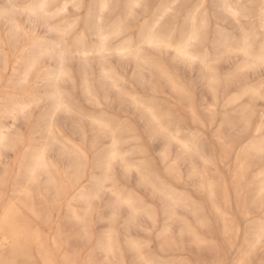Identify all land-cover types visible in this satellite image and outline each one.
<instances>
[{
  "label": "clouds",
  "instance_id": "1",
  "mask_svg": "<svg viewBox=\"0 0 264 264\" xmlns=\"http://www.w3.org/2000/svg\"><path fill=\"white\" fill-rule=\"evenodd\" d=\"M194 2L198 13L195 18L190 12L193 0H172L169 8L173 20L181 10L189 14L183 25L161 20L157 35L168 40L169 33H174L181 40L185 36L189 40L195 31L198 39L192 50L197 59L188 71L195 72L199 65L215 67L218 94L235 92L240 97V102L228 110V132L221 141L220 153L221 159L235 156L231 173L235 206L227 186L213 172L218 160L214 152L207 154L205 138L180 131L189 126V105L208 103L207 94L195 96L197 89L206 93L208 88L211 74L204 67L195 79L186 82L191 96L145 93L136 107L117 97L101 77L96 86L102 101L91 109L73 103L74 83L69 79L57 81L54 69L38 70L30 82L14 68L8 86L0 69V264H264V98L252 95L253 89L264 85V0ZM230 22L231 28H226ZM83 23V33L73 34L70 42L41 41L11 55L17 65L44 64L57 52L67 57L91 34L89 21L85 18ZM102 28V24L92 26L93 30ZM152 29L145 24L140 40L131 44L148 61L140 65L143 72L155 77L156 65L166 63L171 53L166 57L163 47L159 53L143 48V35ZM12 38L19 43V38ZM4 48L0 39V64L6 65L9 53ZM61 104L70 106L66 113ZM24 105L33 111H21ZM50 114L55 115L57 124L63 119L64 127L78 142L72 160L58 150L48 133ZM69 124L71 128H67ZM21 126L27 131L21 132ZM173 136H179V140H173ZM184 144H195L196 148L187 151ZM40 147L48 149L61 169L69 164L72 168L66 183L57 171L42 173L50 203L37 226L23 215L26 201L20 198H31L39 190L40 185L29 179V174ZM162 150L168 153L172 167L186 171V184H203L205 188L212 184L216 192L211 202L206 195L201 200L194 225L198 240H193L176 219L179 197H161L166 213L164 239L169 242L167 258L155 249L159 230L141 234L146 201L136 195L142 192L146 196L152 191L156 196L153 185ZM113 151L118 156L111 160L109 169L106 165ZM8 152L16 155L19 170L15 180L10 177L13 162L6 161ZM202 157H206L203 166ZM25 179L29 180L27 184ZM114 193L134 201L135 210L120 203ZM65 206L69 213L53 219L55 210ZM134 241L140 246H133Z\"/></svg>",
  "mask_w": 264,
  "mask_h": 264
},
{
  "label": "rangeland",
  "instance_id": "2",
  "mask_svg": "<svg viewBox=\"0 0 264 264\" xmlns=\"http://www.w3.org/2000/svg\"><path fill=\"white\" fill-rule=\"evenodd\" d=\"M37 1L41 0H16V11L12 14H8L5 13L7 6L5 0H0V13H3V15H0V39H3L4 41L5 52L9 53L6 65L0 64V69H3L5 86H8L7 81L8 78L13 75L14 68L21 77V73L26 67L24 64H16V60L11 55L12 52L21 51L28 44H39L41 41H45L49 44L61 40L70 42L73 38V34L77 32L83 33V19L86 18L89 21L91 34L80 44L79 47H74L72 49L71 55L67 57L63 55V67L67 75L60 79H69L74 83L75 94L73 103L76 104L77 107L91 109L97 106V103L94 102L95 100L99 103L102 101V97L98 94L96 86V82L101 77H103V79L109 84L111 90L116 93L117 97L124 98L133 107H136V105L128 100L130 97L142 99L145 93L151 95H159L162 93L166 97L179 94L177 90L170 85L167 78L159 74V72L155 77L149 73L143 72L140 65L146 64L148 61L140 55L141 50L134 47L131 44V41L140 40L145 24L154 26L156 25L157 20H160L161 16L164 17V21H168L172 25H175L176 23L183 25L184 17L189 14L188 10H181L179 17L176 20H173L172 11H168L169 6L172 4V0H107L109 7L103 11V13L100 9V0H75V3H77L79 7H73L74 0H65V5H67V7L61 5L58 6L60 0H57L56 3L49 4V7L46 9L48 16L45 17L42 15V18L41 15L37 14L36 16V13H31L26 10L27 6L34 5ZM136 2H139L142 6L132 12L130 6ZM196 7L197 5L193 0V5L190 9L193 18L198 16ZM15 23L18 24V29L14 26ZM96 24H102L103 28L93 30L92 26ZM225 27L230 29L231 22L226 24ZM159 28L160 25L157 27V31ZM66 29L67 32L65 33ZM118 29L119 31L117 33ZM190 29L191 24H189L187 31ZM15 33H18V36H16ZM62 33L65 34L61 35ZM100 33H103L107 39L102 41ZM147 34L148 33H145L143 35V40L141 41L143 48L159 53L161 48H153L146 45L144 42V38ZM12 37L19 38V43H17L16 39H13ZM178 39L179 37L174 33H169V42L176 43ZM102 44L109 48V51H106L103 54L102 59H100L95 50ZM120 47L135 50L132 51L135 54L134 57H140L143 58V60L139 59L138 64H136L133 59L126 58L127 56H119L116 50ZM83 50H86L87 52L85 58L81 54ZM163 52L166 57H168V53H171V56L168 57L166 63H161L156 65V67H163L166 70V74L172 77L178 86L183 87L188 93V96H191L192 93L188 91L186 82L195 79L200 68L203 66H197L195 72L190 73L188 68H191L195 62L179 60L173 56L172 50L169 49L163 48ZM169 65H172V67H169ZM224 67L226 69L227 65ZM48 69H54V74L57 76L59 59L56 55L54 59H48L44 64L36 62L28 81L31 82L35 80L34 74L38 70L45 71ZM212 69L215 75L217 70L215 67H212ZM105 73H108L116 80L117 87L110 84ZM84 79L87 80L91 91L90 93H87L85 90ZM202 94L208 95V103L206 105L192 104L194 119L188 108L187 117L189 126L180 131L181 134H198L205 138L207 154H212L214 152L218 160V163L213 168V172L218 179L226 184L227 191L232 198L234 207L235 192L231 188V173L235 166V156H225L221 159L220 153L221 141L228 132L226 118L228 117V110H231L240 102V100L236 103H226L229 98L237 93L233 92L228 96H224L223 93L218 94L217 92L218 99L216 100L214 110L211 111L209 110V105L213 102V96L209 86L206 93L202 88L195 91V96L197 98ZM68 107L70 106L66 105L65 113ZM26 110L29 112L33 111L28 107ZM48 121V125L51 123V132L54 137L53 139L58 146V150H61L63 154L68 156L69 160H72L75 155V146L78 143L77 140L66 130L63 125V119L60 124H57L55 115L50 114L48 116ZM67 128H71V124L67 125ZM130 130L134 131L131 126ZM20 131L26 132L27 130L25 127L21 126ZM82 134L83 132L81 130V135ZM195 148L196 145L194 146V149ZM45 149L46 151L44 152L46 153H44V160L46 164L48 163V168L57 171L62 181L66 183L67 181L65 177L67 176L69 169L72 168V165L69 164L68 168L61 169L56 164L53 157L49 155L48 149ZM205 158L206 157L201 158L202 166ZM15 160L16 155L14 152H8L6 154V161L13 162L10 166V177L12 180H15V173L19 170ZM170 165L171 164L168 162V153L162 150L160 152V168L155 176L154 183L162 188H169L174 196L179 197L177 199L178 204H176V208L178 209L175 213L176 219L185 226V229H188L186 231L192 236L193 240H198L199 235L195 232L194 225L201 210V200L203 196L206 195L209 202H211L213 196L215 197L216 192L211 197L208 193V186L205 188L203 184H186V171L176 168L177 170H174V173H172L170 172L172 171ZM38 171L39 172H37L36 175V183L39 184L40 187L36 194L31 196L32 199L30 203L34 205L38 210V213L44 216L46 215L50 203L49 191L47 185H45L46 183L42 180L43 169L40 168ZM25 181L26 180H24V183L27 184ZM136 195L142 201H146L145 210L148 213L144 216L145 226L141 228V234H150L152 230H159L158 236L155 238V249L159 252L162 258H167L170 254L169 242L160 235L162 234L166 220V213L161 202V197L166 199L167 197L161 192H156V196L154 197L152 191H149L146 196L142 192H137ZM215 210L216 209L213 208V211ZM68 213L69 209L66 206L57 208L53 213V219L63 218V216ZM171 243L174 244V242Z\"/></svg>",
  "mask_w": 264,
  "mask_h": 264
},
{
  "label": "bare ground",
  "instance_id": "3",
  "mask_svg": "<svg viewBox=\"0 0 264 264\" xmlns=\"http://www.w3.org/2000/svg\"><path fill=\"white\" fill-rule=\"evenodd\" d=\"M136 1V0H135ZM5 2H6V9H5V13H8V14H12V13H14V11H16L15 9L17 8V2H16V0H5ZM44 2V0H41V1H37V3L36 4H34V5H29V6H27V11L28 12H31V13H36V16H37V14H39V15H41V17H42V14H40L39 13V9H38V5L40 4V3H43ZM57 2V0H47V3H48V5L49 4H52V3H56ZM104 3H107V0H100V6L102 5V4H104ZM65 4H66V2H65V0H60L59 2H58V6L59 5H61V6H65ZM100 9H101V7H100ZM40 17V18H41ZM43 18V17H42ZM14 26L18 29V24H14ZM47 27V26H46ZM49 28V27H48ZM116 32V31H115ZM188 32H189V35L191 34V32H190V30H188ZM110 33V32H109ZM97 34V33H96ZM15 35L16 36H18V33H15ZM100 36H101V40L102 41H104L105 39H104V34L103 33H100ZM146 37V36H145ZM168 41V40H167ZM107 42V41H106ZM144 42H145V38H144ZM169 42V41H168ZM188 42V36H185L184 37V39L183 40H181L180 38L178 39V41L176 42V43H172V42H169V47H163V48H165V49H169V50H172V52H173V56L175 57V58H177V59H179V60H184L183 58H181V57H179L178 56V54H177V51H176V49L179 47V46H181V45H183V44H185V43H187ZM146 43V45H148V46H151V47H153V48H161V47H157V46H155V45H150V44H148L147 42H145ZM96 53H97V56H98V58H100V59H102V57H103V54L106 52V51H109V48H107L104 44H102L100 47H98L96 50ZM117 51V53L119 54V56H127L126 58H131V59H133V61L136 63V64H138V62H139V59H142L143 60V58H140V57H137L136 58V56L134 57V53L133 52H129L128 51V49H126V47H120V48H118V50H116ZM85 53H87L86 52V50H83L82 52H81V54H82V56L85 58ZM189 53L191 54V55H194L193 54V50H192V48H190L189 49ZM60 52H57L56 53V56L58 57V59H59V70H58V74H57V76H60V72H61V67H62V69H63V71L65 72V69H64V67H63V64L61 65V60H60ZM186 61V60H185ZM146 63V62H145ZM35 65H36V63H35ZM26 67H25V69L23 70V72L21 73V78H24V79H26V80H29V78H30V75H31V71H32V69H34V67L35 66H33V65H25ZM139 66V65H138ZM203 66V65H202ZM85 67V66H84ZM204 67V66H203ZM158 68V72H159V74H161V75H163V76H165L166 78H167V80H168V82L170 83V85H172V87H174L175 89H176V86H178L176 83H175V81L172 79V77H170V76H168L167 74H166V70L163 68V67H157ZM205 68V71H208V67H204ZM209 72V71H208ZM66 73V72H65ZM105 76H106V78H107V80H109V82H110V84L112 85V86H115V87H117V85H116V80L114 79V78H112L111 77V75H109L108 73H105ZM62 78V77H61ZM210 78V77H209ZM84 84H85V90H86V92L87 93H90L91 91H90V87H89V85H88V83H87V80L86 79H84ZM208 86H209V88H210V91H211V93H212V96H213V102L212 103H210V105H209V110H211V111H213L214 110V108H215V105H216V100L218 99L217 98V85H216V83H215V85L214 86H212V85H210L209 84V81H208ZM179 87H181V86H179ZM183 88V87H182ZM184 89V88H183ZM93 96V95H92ZM93 97H95V96H93ZM128 100L131 102V103H133V104H135V105H137V102L139 101V100H141V99H138V98H135V99H133V97H130V98H128ZM240 100V97H239V95L238 94H236V95H233L231 98H229L228 100H227V102L226 103H228V102H232V103H236L237 101H239ZM94 102H96L97 104L96 105H98L99 104V102L97 101V100H95ZM225 106H226V104H225ZM69 108V107H68ZM189 111H190V113L192 114V117H193V119H194V114H193V112H194V110H193V106L192 105H189ZM66 109V108H65ZM53 115V114H52ZM226 117V116H225ZM227 118V117H226ZM51 119V118H50ZM50 121V120H49ZM52 122V121H51ZM51 123L48 125V133H50L51 135H52V132H51ZM190 135H192V134H190ZM55 136V135H54ZM52 137H53V135H52ZM56 137V136H55ZM54 138V137H53ZM55 139H57V138H55ZM176 140H179V137L177 136L176 137ZM180 143L181 144H183L184 142L183 141H180ZM45 149V147H40L39 149H38V151H37V153H36V155H35V158H34V163H33V167H32V171H31V173L29 174V179H33L35 182L37 181V177H36V175H37V172H39L38 170L36 171V174H35V176H33L32 175V172H33V169L36 167V158L40 155V153L43 151ZM44 153H46V152H44ZM44 159H45V157H44ZM43 163L44 164H46V162H45V160L43 161ZM48 164V163H47ZM46 164V167H43L42 169H43V172L42 173H44V174H46L48 171H49V169L50 168H48V165ZM171 167H170V169L172 170V171H170V172H172V173H174V170L176 171L177 169L176 168H174V167H172V165H170ZM26 181L25 182H29V180L28 179H25ZM45 180H46V175H45ZM26 184V183H25ZM225 184V183H224ZM46 185V184H45ZM226 185V184H225ZM153 187L155 188V190H156V192H161V193H164L165 194V196L167 197V198H172V197H174V194H173V192L169 189V188H167V189H165V188H162V187H160V186H158L157 184H155L154 183V185H153ZM208 189H209V191H208V193L211 195V197H212V195L215 193V191H214V186L212 185V184H209L208 185ZM207 189V190H208ZM36 194V193H35ZM210 197V198H211ZM23 199H21V201L22 202H25L26 201V203H23V206H22V213H23V215L24 216H26L27 218H30V220L32 221V222H34L37 226H39L42 222H43V217L45 216H42L40 213H38V210L34 207V205H32L30 202H31V199H32V197L31 198H29V197H22ZM213 198H214V196H213ZM178 200H176V204H178V202H177ZM215 209V208H214ZM165 211V210H164ZM216 211V210H215ZM177 215V214H176ZM164 228H165V226H163ZM164 228H163V230H162V233H164ZM186 230H188V229H186ZM193 233V232H192ZM161 235V234H160Z\"/></svg>",
  "mask_w": 264,
  "mask_h": 264
},
{
  "label": "snow or ice",
  "instance_id": "4",
  "mask_svg": "<svg viewBox=\"0 0 264 264\" xmlns=\"http://www.w3.org/2000/svg\"><path fill=\"white\" fill-rule=\"evenodd\" d=\"M142 5L139 2L133 3L130 8L131 11L134 12L135 9L140 8ZM49 7L47 0H44L43 3H40L38 5V9H39V13L42 14L43 16H48V12L46 11V9ZM64 7H67V5H65ZM73 7H79V5L77 3H75V0L73 2ZM101 12L103 13V11H105L109 5L107 3L102 4L101 6ZM168 11H171V9L169 8ZM0 15H3V13H0ZM233 16H237L238 13L236 12H232ZM164 17L161 16L160 20H157L156 25L153 26V29L149 31V33L146 35L145 37V42H147L150 45H155L157 47H169V42L167 40H163L161 38L158 37L157 35V27L160 25V21L163 20ZM119 29L117 30L118 33ZM67 32V29L65 30V33ZM65 33H62L61 35H64ZM104 39L106 40L107 37H104ZM196 39H198V35L197 33L194 31L192 33V35L189 37V40L187 43L179 46L176 51L179 57L183 58L184 60L188 61V62H195L197 57L194 55H191L189 53V49L193 47ZM128 51L131 53L132 51H135L133 49H128ZM243 51V50H242ZM85 55H87V53H85ZM60 60H61V65L63 64V53L60 54ZM261 63H264V57L261 58ZM33 66H35V62L33 64ZM208 67V71L211 74L210 78H209V84L214 86L216 83L215 80V75L213 72V69L210 65L207 66ZM67 74L63 71L62 67H61V72H60V76H55V79L57 81H59L61 79V77L66 76ZM26 82V80L24 81ZM176 90L177 92L182 95V96H186L188 95V93L185 91V89H183L182 87L176 86ZM252 95L253 96H259L261 98H264V85H261V87L259 89H253L252 90ZM135 99V98H133ZM28 106H24L21 108V111H26ZM60 107H66L65 105L61 104ZM150 111V109H149ZM162 131H166L164 129H162ZM173 140H176V137L173 136L171 137ZM180 142V141H177ZM184 148L187 151H192L194 149V144L189 146L188 144H184L183 145ZM44 151L43 150L40 155L36 158V167L33 169L32 175L35 176L36 171L40 168L46 167V164L43 163L44 161ZM118 156V153L113 151V153L111 154L110 158H109V162L107 163L106 167H108L110 169L111 167V160L116 159ZM117 196V199L119 200L120 203L128 206L129 208L134 209V201H132L131 199H121L118 193H114ZM145 214H148L147 211L145 210ZM162 237L167 238V232H164L161 234ZM109 238H110V234H109ZM133 246L135 247H139V243L138 242H133Z\"/></svg>",
  "mask_w": 264,
  "mask_h": 264
}]
</instances>
